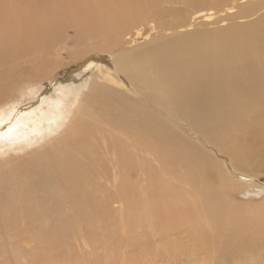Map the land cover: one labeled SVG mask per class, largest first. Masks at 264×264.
I'll use <instances>...</instances> for the list:
<instances>
[{
    "label": "bare ground",
    "instance_id": "bare-ground-1",
    "mask_svg": "<svg viewBox=\"0 0 264 264\" xmlns=\"http://www.w3.org/2000/svg\"><path fill=\"white\" fill-rule=\"evenodd\" d=\"M250 1L240 18L264 11V0ZM218 3L0 0V240L13 245L16 234L33 233L41 236L33 240L41 242L43 237L59 247L50 263L100 264L97 248L64 254L83 230L92 234L108 229L106 215L111 212L120 214L118 227L125 240L112 249L126 247L113 251L125 261L120 259V264L139 255L133 248L150 249L170 239L171 258L186 257L193 264H221L236 253L246 254L244 260L255 256L258 263L264 262V183L259 175L264 167L258 166L264 163V140L255 143L247 134L229 137L225 127L233 112H253L249 99L264 112V13L254 27L231 28L236 35L233 41L243 40L249 47L260 44L253 51L238 48L239 57L246 53V58L235 64L209 61L206 66L189 67L190 59L171 62L178 59L175 49L171 54V49L157 47L159 39L142 48L120 46L128 28L144 19L168 32L164 35L168 41L171 31L180 37L200 33L183 21L182 25L171 22V17L196 13L205 22L209 16L202 9ZM255 27L259 32H254ZM65 52L68 59L61 57ZM71 64L78 69L85 65L91 74L81 82L77 73L66 80L56 78ZM227 80L234 84L230 100L234 99L224 108L219 95ZM31 96L38 97L40 104L24 111L22 104ZM154 101L163 107L171 102L167 111L177 130L171 135V146L177 147L171 175L177 191L198 192L194 185L205 190V195L201 191L186 202L171 197L170 211L161 198L141 207V195L127 197L126 168L146 163L155 152L156 134L163 131L154 127ZM180 125L201 139L196 137L192 145L199 168L188 163L185 174L180 166L189 160L188 135ZM149 132L153 140L146 141L142 133L147 137ZM225 146L232 148L224 150ZM111 165L118 168L115 177L102 181ZM226 167L255 182L232 177ZM136 189L131 187L132 192ZM152 189L158 192L153 183ZM118 202L120 211H111ZM222 246L227 250L220 252ZM203 247L206 251L198 250ZM14 253L18 255L17 250Z\"/></svg>",
    "mask_w": 264,
    "mask_h": 264
},
{
    "label": "rangeland",
    "instance_id": "rangeland-1",
    "mask_svg": "<svg viewBox=\"0 0 264 264\" xmlns=\"http://www.w3.org/2000/svg\"><path fill=\"white\" fill-rule=\"evenodd\" d=\"M248 1L250 0H246V1L218 0L219 3L217 5L207 6L202 9L203 13L204 14L207 13V15L209 16L208 21H205V22L202 21L200 19V16H198V14L196 13L192 16L184 15L183 17H180V18L179 16L171 17V22L176 21L177 25H182V21H183L184 24L188 25L189 26L188 28L191 29L192 31L199 30L201 32L197 34L189 33L188 34L189 37H184V36L180 37V36H176L173 33V31H171L170 41L164 39V35L169 34L168 32H166L165 30H162L161 28L159 29L158 26H156V24L153 23L151 20L144 19L143 20L144 22L141 21L140 23L139 21L136 24L128 28V30L125 33V37H124L125 40H122L120 46L129 47L132 44H135L137 48H142L145 46V44L150 43V42L152 43L155 39H159L157 47L159 45H162L166 49H171V54L173 50L175 49L176 54L174 56L178 57V59L171 58V62L172 61L175 62L177 60H183L184 63H186L187 60L190 59L191 63L189 67L206 66L209 61H216L217 63L222 64V65H230V64L238 63L239 61H242L241 59L246 58L245 56L246 53L240 55L239 57L238 48H245L248 51H253L252 49L257 48L260 45L259 43H255L256 46L249 47L248 45H246L245 42H243V40H242V43L233 41L236 35L233 34L234 31H231V28L234 25H239L238 29L242 28L241 27L242 25H247L251 27L257 24L256 22L257 19L261 16L262 13H264V11H261L251 16L247 15L248 17L246 18H240V15L245 16L246 14L245 9H248L247 6H249V3L251 2V1L250 2ZM207 10L210 12H208ZM241 11H244V12H241ZM212 22H214V24ZM156 28H158L159 30H157ZM258 30L259 28L257 27L254 28V32L256 31L259 32ZM207 31H209V33H207ZM176 41H179L178 44H176ZM186 41H189L191 43V46L189 47L183 46L182 44ZM128 42L130 45L128 44ZM70 44L71 43L68 42L67 46H71ZM97 56H100V55H97ZM61 57L66 58V59L69 58L66 52ZM178 66H181V65H178ZM85 68H86L85 65H83V68L81 67L79 69L77 68L76 64L68 65L56 76V78L58 79L61 78V79L66 80V79H70L71 77L78 75L79 76L78 81L81 82V79L88 78V76L91 74L90 73L91 71L89 72L87 68L86 69ZM82 75H85V76H82ZM53 82L54 80L51 82V84H47L46 88H51V85ZM49 91L52 94L54 92L53 90L52 91L49 90ZM231 92H234L233 82L231 80L224 81L221 85V91L219 95L221 105H223L224 108L228 107V105H231L234 99V96H233V98L230 100ZM169 94L171 95V91L169 92ZM31 97H28L26 99L28 101L25 100V102L22 104V109L24 111H29L31 110V108L33 109L35 106L37 107L40 104L39 101L41 100L38 97L36 96H31ZM254 102H255L254 100L249 99V106L254 107L253 112L243 113V110H240V111L233 112V115H230L232 119L229 122V124H227V121L225 122V127L226 129H228L229 137H233L237 134H241L244 136L247 134L246 136L251 137L252 139L251 141L255 143H260L264 140V112L260 104L258 106H254ZM167 109H171V102L166 104L165 107H163L154 101V122H153L154 127L156 125L161 126L163 128V131L159 134H156V148H155L154 154L150 158H148L147 162L144 164H134L132 166H128L126 168L125 179H126L127 197H138L139 195H141V198H140L141 207H146L152 204L155 200H156L155 202H159L160 199L158 198H161V201H163L165 205H168L166 208L170 211L171 210V205H170L171 197H174V198L179 199L180 201L186 202V201H189L194 196L199 197L203 188L197 185H194V188L198 192H191L188 194H185L182 190L177 191L176 189L177 181L171 175L173 172V167L171 166V160L173 159L172 155L176 153L174 149L177 147L176 145L171 146V135L173 131H177V130H175L174 127L171 126L172 124L175 125V123L173 119L171 118V113H169ZM180 128L188 135V141H187L188 148L186 146L187 148L186 150H187V155L189 157V160H183L180 166V173L185 174L184 170H185V167H187L188 163H193L195 164L197 168H199L198 167L199 159L197 158L196 152L194 148L192 147V145H195L197 143L195 141L196 137L198 138V140L200 138L198 137V135H195L196 137H193L192 134H188L185 131L186 128L182 127L181 125H180ZM195 130H198V129L195 128L193 132H195ZM142 137L146 141L148 140V138L153 140V138H151L150 132H149V136L147 137H144L142 133ZM202 138L205 139L204 136H202ZM226 147L229 149L232 148V146H225L224 150L227 149ZM206 148L208 149V147ZM198 150H200V148H198ZM209 151L212 153L211 148ZM258 166L259 168H263L264 163H258ZM107 169H108V172L107 174L102 176V181H105L106 178L110 180L114 178L115 175L113 171L118 170V168L113 165L109 166ZM226 169L232 177L238 178L242 181L255 182L254 179H249L243 175L238 174L231 167L229 168L226 167ZM259 175L261 179L260 181L264 183V173H259ZM152 183L155 184L157 188L156 191L158 192H153L155 189L151 190ZM134 185H136L137 189L135 192H132L131 187ZM215 189L218 192L217 185ZM202 194L205 195V190L202 191ZM123 200H124V196L121 202H123ZM111 211L113 212L120 211V203L119 202L116 203L114 208ZM106 218L108 219V222H109L108 229H105V230L97 229L92 234H90L91 232H88V230H83L82 231L83 236L77 240L76 239L73 240L72 242L74 244L72 246L67 247V250L64 255L67 257L68 255H74L75 253H78L81 250L83 252H86V251H91L93 248H97L98 250L95 253H97V258L100 261V264H104V263L113 264L114 261H115L114 264H116V262L117 264H120L123 261L122 258L120 257L117 258L115 256L116 254L114 255V253L119 252L121 250H126L125 249L126 247L122 245L121 247L117 248V251L113 250L114 253L112 251L115 245L117 246V244H122L125 241L122 236L123 232L121 231V228L118 227V223H119L118 219L120 218V214H113L109 212V214L106 215ZM197 226L199 230H202L199 223H197ZM85 234H88V235H85ZM31 237H41V236L34 235L33 233L32 235H29L28 233L21 231L20 233L16 234V236L14 237L13 245H11L10 242L7 241L6 239H1L0 240V264H56L53 261L50 263V260H52L55 254L58 253L59 247L55 248L56 247L55 245L52 246V245L47 244L46 240L43 237L41 239V242L33 240ZM89 237H95V238L90 239L89 242H84L85 239ZM170 241L171 239L166 244L164 243V240H163L162 242H159V245L157 244L158 246L152 245L150 249H144V248L140 249L138 247L133 248L132 250L137 252L139 255L134 256L133 259H131V262H128V264H137V259H138L139 264L140 262L143 264H146V263L147 264L149 263L150 264L152 263L153 264H193V262H191L186 257H183V258L180 257L179 259L178 258L179 256L176 255L175 259L171 258V242ZM165 242H167V240ZM83 243H85L86 245H89L90 248L86 250L87 248L82 245ZM162 245L165 249L162 247ZM219 248H220V252L227 250V249H224L226 248L225 246H222V248L221 247ZM167 249L169 250L166 251ZM14 250L18 251V255H15ZM198 250L203 252L205 249L203 247V250L202 248H199ZM161 251L162 253H160ZM161 255L162 257L160 258ZM245 255L243 256L241 253H236L234 255H231L230 258H228L229 260L226 259L225 262H222L221 264H251V263L264 264V262L258 263L259 260H256L257 258L255 259V256H252L253 258H249V259L246 258L244 260ZM146 258H148L149 260ZM120 259L122 260L121 262H120ZM145 259L148 262L145 261ZM156 260H158V262ZM180 260L182 261L180 262ZM85 261H82L80 264H88ZM124 262L125 261H123L122 263ZM60 263L61 262H59L58 264Z\"/></svg>",
    "mask_w": 264,
    "mask_h": 264
}]
</instances>
